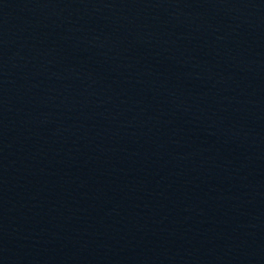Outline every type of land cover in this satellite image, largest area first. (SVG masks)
I'll return each mask as SVG.
<instances>
[{
    "label": "water",
    "instance_id": "water-1",
    "mask_svg": "<svg viewBox=\"0 0 264 264\" xmlns=\"http://www.w3.org/2000/svg\"><path fill=\"white\" fill-rule=\"evenodd\" d=\"M0 264H264V0H0Z\"/></svg>",
    "mask_w": 264,
    "mask_h": 264
}]
</instances>
